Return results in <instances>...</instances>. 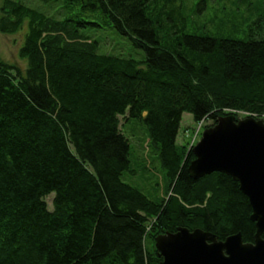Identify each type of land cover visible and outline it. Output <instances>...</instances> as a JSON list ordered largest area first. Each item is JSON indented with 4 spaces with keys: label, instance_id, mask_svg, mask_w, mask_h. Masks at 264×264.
Masks as SVG:
<instances>
[{
    "label": "trees",
    "instance_id": "16d2710c",
    "mask_svg": "<svg viewBox=\"0 0 264 264\" xmlns=\"http://www.w3.org/2000/svg\"><path fill=\"white\" fill-rule=\"evenodd\" d=\"M65 1L144 55L99 52L79 31L84 19L5 0L1 31L29 20L26 67L0 55V264H159L155 237L181 225L253 241L238 182L220 171L192 178V147L177 137L185 111L212 124L229 113L264 118V13L237 38L176 30L164 19L173 0ZM127 123L145 126L165 171L159 197L123 179Z\"/></svg>",
    "mask_w": 264,
    "mask_h": 264
},
{
    "label": "rangeland",
    "instance_id": "374dc122",
    "mask_svg": "<svg viewBox=\"0 0 264 264\" xmlns=\"http://www.w3.org/2000/svg\"><path fill=\"white\" fill-rule=\"evenodd\" d=\"M18 1L55 19H84L87 23L78 26L79 31L98 40L99 52L132 56L136 59H141L144 55V51L134 47L126 36L118 34L112 28H100L90 23L95 21V16L83 10L81 3H68L65 0ZM4 3L5 0H0V17L4 13ZM171 4L178 6L175 9L176 14H169L164 18L165 23L174 24L175 29L181 32L211 36L246 38L250 26L264 13V0H173ZM28 20V17H24L21 27L15 32L0 30L1 57L22 69L26 67V59L20 56L19 50L28 30ZM245 116L244 113L239 114V118ZM211 125L212 120L195 121L192 114L185 111L177 141L186 143L187 147L191 148L200 140L204 129ZM124 132L131 145V171H125L123 179L138 186L152 198L161 196L166 188L165 171L150 151L145 126L141 123H127ZM51 198L52 195L47 198L50 208Z\"/></svg>",
    "mask_w": 264,
    "mask_h": 264
},
{
    "label": "water",
    "instance_id": "95a60500",
    "mask_svg": "<svg viewBox=\"0 0 264 264\" xmlns=\"http://www.w3.org/2000/svg\"><path fill=\"white\" fill-rule=\"evenodd\" d=\"M192 152L187 167L192 178L220 171L238 182L252 209L254 239L244 241L241 232L219 239L181 225L155 237L159 264H264V120L222 114L204 129Z\"/></svg>",
    "mask_w": 264,
    "mask_h": 264
}]
</instances>
